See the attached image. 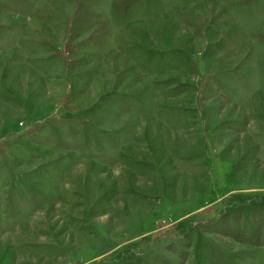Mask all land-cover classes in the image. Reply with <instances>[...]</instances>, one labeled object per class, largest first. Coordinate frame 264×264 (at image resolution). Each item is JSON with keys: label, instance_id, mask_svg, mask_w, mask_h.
<instances>
[{"label": "rangeland", "instance_id": "obj_1", "mask_svg": "<svg viewBox=\"0 0 264 264\" xmlns=\"http://www.w3.org/2000/svg\"><path fill=\"white\" fill-rule=\"evenodd\" d=\"M0 264H264V0H0Z\"/></svg>", "mask_w": 264, "mask_h": 264}]
</instances>
